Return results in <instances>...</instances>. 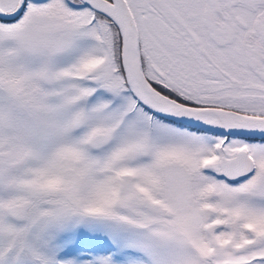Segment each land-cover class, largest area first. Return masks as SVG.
Segmentation results:
<instances>
[{
    "label": "snow or ice",
    "instance_id": "1",
    "mask_svg": "<svg viewBox=\"0 0 264 264\" xmlns=\"http://www.w3.org/2000/svg\"><path fill=\"white\" fill-rule=\"evenodd\" d=\"M0 264H264V0H0Z\"/></svg>",
    "mask_w": 264,
    "mask_h": 264
}]
</instances>
